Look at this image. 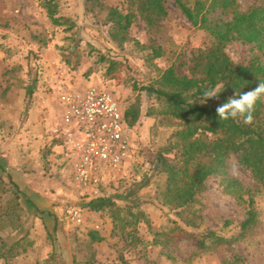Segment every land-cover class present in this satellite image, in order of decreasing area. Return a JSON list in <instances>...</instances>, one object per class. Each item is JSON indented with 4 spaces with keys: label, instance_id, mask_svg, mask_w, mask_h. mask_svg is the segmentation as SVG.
<instances>
[{
    "label": "rangeland",
    "instance_id": "obj_1",
    "mask_svg": "<svg viewBox=\"0 0 264 264\" xmlns=\"http://www.w3.org/2000/svg\"><path fill=\"white\" fill-rule=\"evenodd\" d=\"M44 1L0 0V264H264V182L237 158L228 175L245 199L255 200L253 226L242 229L245 207L224 191L218 175L191 206L164 203L168 175L159 153L179 125L161 113L163 103L138 88L172 65L188 74L209 35L175 0L158 27L139 19L123 43L113 38L108 15L111 7L131 9V0H55L62 25L53 23ZM150 44L162 45L164 55L152 58ZM227 51L241 61L250 46L234 42ZM95 85L111 91L125 110L139 101L142 117L129 126L121 168H102L98 183L83 184L57 134L59 96L68 87ZM166 157L178 164L177 153ZM102 198L111 205L94 210ZM208 229L229 241L207 239L201 248L196 239ZM92 232L102 240H92ZM11 246L19 254L2 257Z\"/></svg>",
    "mask_w": 264,
    "mask_h": 264
},
{
    "label": "trees",
    "instance_id": "obj_2",
    "mask_svg": "<svg viewBox=\"0 0 264 264\" xmlns=\"http://www.w3.org/2000/svg\"><path fill=\"white\" fill-rule=\"evenodd\" d=\"M175 2L180 13L194 27L204 30L211 41L207 47L195 52L188 74L179 73L172 65L155 81L138 88L163 103L161 113L179 125L171 141L159 153V162L168 175L164 203L173 208L191 206L207 189L211 176L218 175L225 186L224 191L245 207L246 218L241 223L244 230L257 223L258 211L255 200L250 196L244 198L238 180L228 175V169L237 158L253 178L264 182V99L257 102L251 125L231 119L219 120L216 108L236 92L248 91L264 81V0H250L246 5L241 0ZM129 3L131 9L111 7L108 15L113 23L112 36L120 43L127 39L128 31L137 20L142 19L150 29L158 27L169 15L170 0H131ZM43 6L54 24L65 23L66 20L57 16L55 0L44 1ZM234 42L250 46V55L241 61L234 60L227 51V46ZM148 47L152 49V58L164 55L162 45L150 44ZM210 88L219 89L218 98L205 101L203 93ZM153 113L154 109L147 114ZM141 117L139 101L125 110L130 127H134ZM171 152L179 155L178 164L171 163L166 157ZM109 204V200L102 198L94 201L92 206L99 211ZM186 223L195 224L190 219ZM91 238L102 240L98 232H92ZM207 239L216 244L229 241L214 229H208L206 235L196 241L205 248ZM7 253L2 257L17 255L19 251H14L11 246Z\"/></svg>",
    "mask_w": 264,
    "mask_h": 264
},
{
    "label": "built area",
    "instance_id": "obj_3",
    "mask_svg": "<svg viewBox=\"0 0 264 264\" xmlns=\"http://www.w3.org/2000/svg\"><path fill=\"white\" fill-rule=\"evenodd\" d=\"M59 100L63 113L57 134L80 183H98L102 168H121L130 137L125 109L116 96L97 85L80 86L68 87Z\"/></svg>",
    "mask_w": 264,
    "mask_h": 264
},
{
    "label": "clouds",
    "instance_id": "obj_4",
    "mask_svg": "<svg viewBox=\"0 0 264 264\" xmlns=\"http://www.w3.org/2000/svg\"><path fill=\"white\" fill-rule=\"evenodd\" d=\"M218 88H210L204 91L203 98L206 101L210 98H218ZM264 99V81H260L257 86L245 92L235 93L226 102L216 108L219 120L229 119L251 125L254 121L255 107L258 101Z\"/></svg>",
    "mask_w": 264,
    "mask_h": 264
}]
</instances>
